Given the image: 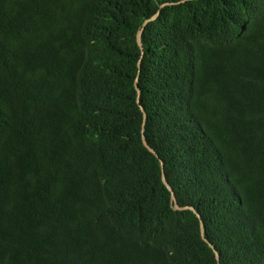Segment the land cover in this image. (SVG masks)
I'll return each mask as SVG.
<instances>
[{
	"label": "trees",
	"instance_id": "trees-1",
	"mask_svg": "<svg viewBox=\"0 0 264 264\" xmlns=\"http://www.w3.org/2000/svg\"><path fill=\"white\" fill-rule=\"evenodd\" d=\"M219 263L264 264V0H0V264Z\"/></svg>",
	"mask_w": 264,
	"mask_h": 264
},
{
	"label": "water",
	"instance_id": "water-1",
	"mask_svg": "<svg viewBox=\"0 0 264 264\" xmlns=\"http://www.w3.org/2000/svg\"><path fill=\"white\" fill-rule=\"evenodd\" d=\"M168 4H170V3H168ZM166 4H163L162 5V7L163 6H165ZM160 13H161V10H159L152 18H150V19H148V20H146V22L144 23V26H143V28L139 31V33H138V42H139V45L141 46V48H142V52H143V55H142V58H141V60H140V63H139V65H140V68H141V63H142V60H143V58H144V54H145V46H144V42H143V34H144V31H145V28H146V26H147V24L151 21V20H155L156 18H158L159 17V15H160ZM140 74H141V69H140V71H139V76H140ZM139 77H138V79H137V83H136V86H137V88H138V92H139V103L141 104V95H142V92H141V89H140V86H139ZM143 109V112H144V120H145V123H144V127H145V125H146V123H147V120H148V113H147V111L144 109V108H142ZM143 144H144V146L151 152V153H153L154 155H157L156 154V152L154 151V149L148 144V142H147V140H146V136H144L143 138ZM158 156V155H157ZM161 166H162V176H163V181H164V183L167 185V187L169 188V190H170V192H171V202H172V204L174 205V208L175 209H180V210H183V209H191V210H193L197 215H198V217L201 219V216H200V214L196 211V209L193 207V206H181V205H179L178 204V201H177V197H176V195H175V192H174V190H173V188L170 186V184L168 183V181H167V179H166V176H165V173H164V162L161 160ZM200 226H201V233H202V237H203V239L214 249V251H215V254H216V258H217V260H218V262H220V254H219V252H218V250L215 248V246H214V244L210 241V240H208L207 238H206V236H205V226H204V222H203V220L201 219L200 220ZM220 264V263H219Z\"/></svg>",
	"mask_w": 264,
	"mask_h": 264
}]
</instances>
